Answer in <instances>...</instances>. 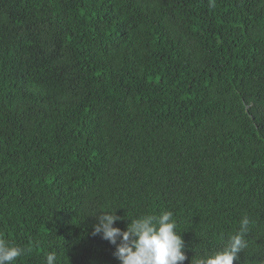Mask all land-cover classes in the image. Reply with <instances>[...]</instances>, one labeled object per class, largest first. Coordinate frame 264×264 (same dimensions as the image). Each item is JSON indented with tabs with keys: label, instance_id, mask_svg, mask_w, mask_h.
I'll return each instance as SVG.
<instances>
[{
	"label": "trees",
	"instance_id": "1",
	"mask_svg": "<svg viewBox=\"0 0 264 264\" xmlns=\"http://www.w3.org/2000/svg\"><path fill=\"white\" fill-rule=\"evenodd\" d=\"M107 212L264 264V0H0V242L120 264Z\"/></svg>",
	"mask_w": 264,
	"mask_h": 264
},
{
	"label": "clouds",
	"instance_id": "2",
	"mask_svg": "<svg viewBox=\"0 0 264 264\" xmlns=\"http://www.w3.org/2000/svg\"><path fill=\"white\" fill-rule=\"evenodd\" d=\"M93 226V235L115 245L114 256L120 264H183L188 259L185 241L177 231V223L171 212L160 215H144L131 219L126 230L114 226L121 217L116 212L99 215ZM249 219L241 220L240 230L232 235L225 247L212 255L192 259L191 264H234L239 254L247 247L244 234L248 231ZM119 241V243H118ZM22 249L0 242V264H13L22 255ZM55 257L48 254L46 264H54Z\"/></svg>",
	"mask_w": 264,
	"mask_h": 264
}]
</instances>
